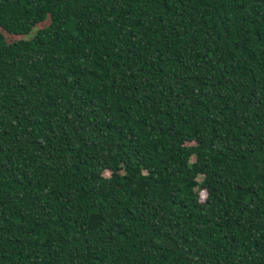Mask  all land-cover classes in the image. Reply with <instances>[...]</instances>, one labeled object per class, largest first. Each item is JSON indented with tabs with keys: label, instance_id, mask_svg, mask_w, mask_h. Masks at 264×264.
Segmentation results:
<instances>
[{
	"label": "trees",
	"instance_id": "obj_1",
	"mask_svg": "<svg viewBox=\"0 0 264 264\" xmlns=\"http://www.w3.org/2000/svg\"><path fill=\"white\" fill-rule=\"evenodd\" d=\"M0 264H264V0H0Z\"/></svg>",
	"mask_w": 264,
	"mask_h": 264
},
{
	"label": "rangeland",
	"instance_id": "obj_2",
	"mask_svg": "<svg viewBox=\"0 0 264 264\" xmlns=\"http://www.w3.org/2000/svg\"><path fill=\"white\" fill-rule=\"evenodd\" d=\"M201 197L204 198L205 197V193H201Z\"/></svg>",
	"mask_w": 264,
	"mask_h": 264
}]
</instances>
